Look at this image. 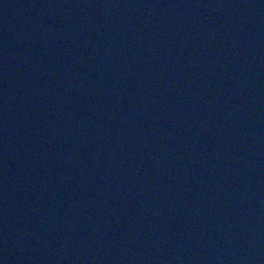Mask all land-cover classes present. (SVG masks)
<instances>
[{"label":"water","instance_id":"95a60500","mask_svg":"<svg viewBox=\"0 0 264 264\" xmlns=\"http://www.w3.org/2000/svg\"><path fill=\"white\" fill-rule=\"evenodd\" d=\"M0 264H264V0H0Z\"/></svg>","mask_w":264,"mask_h":264}]
</instances>
